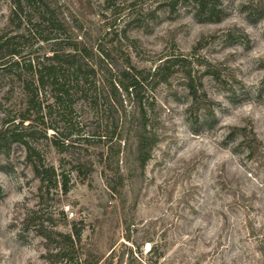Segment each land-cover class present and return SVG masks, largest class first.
Instances as JSON below:
<instances>
[{
    "label": "rangeland",
    "instance_id": "1",
    "mask_svg": "<svg viewBox=\"0 0 264 264\" xmlns=\"http://www.w3.org/2000/svg\"><path fill=\"white\" fill-rule=\"evenodd\" d=\"M170 1L176 0H51L65 25L63 39L110 55L96 75L98 87L110 67L121 70L126 60L142 70H154L165 58L182 56L187 62L177 66L169 84L146 93L159 137L144 173L135 162L131 120L120 123L113 141L106 140L114 128L106 129L108 119L85 100L88 87L70 91L71 119L88 141L60 153L37 134L30 138L36 150L30 159L22 145L0 147V264H50L35 226L26 231L38 222L65 233L81 231L77 257L89 263H264V167L232 153L225 141L230 127L250 123L264 144V0H222L225 14L214 24L197 22L181 4L172 9ZM10 16L11 4L0 0V34L18 29L19 19L11 25ZM238 30L248 42L226 43L225 36H238ZM202 40L209 44L195 51ZM22 48L35 61L50 56V44L35 36ZM208 65L219 71L221 82L205 75ZM187 71L215 101L214 116L188 112ZM23 89L14 74L0 70V134L6 119H35ZM104 97L101 91L98 110L108 105ZM37 102L52 104L53 91L42 92ZM40 163L69 176L68 195L58 188L39 203L40 181L32 167ZM29 210L38 212L33 224H25Z\"/></svg>",
    "mask_w": 264,
    "mask_h": 264
},
{
    "label": "trees",
    "instance_id": "2",
    "mask_svg": "<svg viewBox=\"0 0 264 264\" xmlns=\"http://www.w3.org/2000/svg\"><path fill=\"white\" fill-rule=\"evenodd\" d=\"M8 2L11 4V25L17 19L20 25L14 32L0 34V70L9 75L14 74L22 82L23 92L28 98L27 105L33 107L35 119L32 121L31 117L25 115L20 121L6 119L7 128L0 134V144L3 143L0 147L6 144L22 145L27 150L26 158L30 159L33 154H36L30 138L37 134H43L45 139L49 140L60 153L68 151L70 147L75 148L76 142L80 140L88 141L89 138L85 137L84 131H81L71 119L73 104L70 94L72 88L88 87L83 91L85 100L92 110H96L98 116L108 119L106 129H110L111 125L114 128L112 137H106V140L112 139L113 141L120 123L127 124L131 120L136 145L135 162L144 173L159 137L157 128L152 125L154 105H151L146 93L148 90L155 91L161 85L169 84L178 72L177 66L185 64L187 59L182 56L165 58L154 70L135 68L129 60H126L127 66L121 70L110 67L109 73L105 75V79H101L100 87H98L96 75L105 70L109 64L110 55L108 53L101 47L91 49L84 42L70 38L63 39L61 36L65 34V25L58 19L51 0H8ZM168 4L172 9L180 4L189 8L194 19L199 23H219L225 14L221 7L223 6L222 0H176ZM246 7L248 6L242 5V9ZM33 11L37 17L35 21H33ZM258 14L256 15L259 18H263V15ZM22 16H24L23 19ZM238 32H240L238 36L233 33L225 36V42L247 43L249 39L247 34L240 30ZM33 36L36 37L38 43L50 44V56L42 60L37 59V61L33 57L26 56L22 47L31 42ZM62 44L65 46H61ZM206 44H209V40L200 41L195 51L204 48ZM30 49H33V44H30ZM208 67L209 70L205 75L214 81L221 82L219 71H214L210 68L211 65ZM184 79L186 82L184 86L191 99L188 112H202L208 118L214 116L215 101L210 99L205 91L199 89L201 85L195 84V77L191 72L187 71ZM50 89L53 91L54 102L43 107L37 102V98L42 92ZM101 91L108 105H102V107L100 105L101 108L98 110L96 104ZM27 112L30 113V107ZM48 132H52L49 138ZM116 137L120 138V134ZM225 141L230 145L232 153L244 156L247 161L264 167V144L250 123L240 127H230ZM107 151V153L111 152V147H108ZM32 168L40 181L39 203L44 195H49L52 190L58 188L63 195L69 194L71 181L68 175L58 174L55 168H46L42 163ZM27 213L25 224H33L36 218L39 220L36 217L38 212L29 210ZM124 221L125 226L130 227L127 221ZM45 224L38 222L29 225L26 231L30 230L31 226H35L36 236L45 242L47 253L44 258L50 264H58L69 259L75 261L76 264L80 262L81 264H100L99 260L96 263H89L88 259L82 261L77 257L82 248L81 231L75 228L70 233H65L54 225ZM126 240L130 242L129 235ZM147 243L153 244L152 241ZM154 249L153 246L152 250ZM261 251L264 260V247H261ZM75 256L78 259L75 260ZM107 264H113V262L109 259Z\"/></svg>",
    "mask_w": 264,
    "mask_h": 264
}]
</instances>
